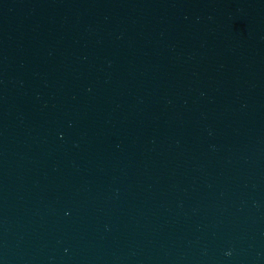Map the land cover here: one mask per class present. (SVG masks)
<instances>
[{"label":"water","instance_id":"95a60500","mask_svg":"<svg viewBox=\"0 0 264 264\" xmlns=\"http://www.w3.org/2000/svg\"><path fill=\"white\" fill-rule=\"evenodd\" d=\"M0 264H264V0H0Z\"/></svg>","mask_w":264,"mask_h":264}]
</instances>
